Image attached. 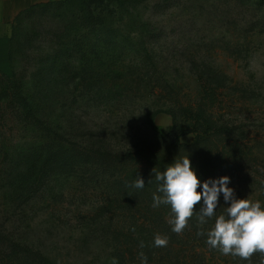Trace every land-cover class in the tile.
<instances>
[{
  "label": "rangeland",
  "instance_id": "rangeland-1",
  "mask_svg": "<svg viewBox=\"0 0 264 264\" xmlns=\"http://www.w3.org/2000/svg\"><path fill=\"white\" fill-rule=\"evenodd\" d=\"M60 1L0 0V264H259L196 235L215 219L198 225L202 200L176 234L152 196L153 169L189 156L201 181L227 175L264 204V0H117L116 18L100 4L79 43L101 61L81 71L74 54L63 78L46 61L65 21L38 13L12 38L21 12Z\"/></svg>",
  "mask_w": 264,
  "mask_h": 264
},
{
  "label": "clouds",
  "instance_id": "clouds-1",
  "mask_svg": "<svg viewBox=\"0 0 264 264\" xmlns=\"http://www.w3.org/2000/svg\"><path fill=\"white\" fill-rule=\"evenodd\" d=\"M153 173L159 186L153 193L152 207L170 206L172 218L168 223L172 232L182 233L194 214V205L202 200L199 210L195 211L198 225L207 224L213 217L215 219L211 228L206 232L197 231L196 235H206L205 243L225 256L249 260L258 252L262 257L259 264H264V204L249 197L237 198L234 188L229 186L231 178L227 175L201 181L189 156L175 160L163 172L153 169ZM132 187L143 189L144 179L138 176ZM221 195L227 206L224 214L216 215ZM167 244V237L154 236V247H166ZM140 247H144L143 242ZM139 259L140 264H147L143 252L139 254ZM110 264H119V261L113 257Z\"/></svg>",
  "mask_w": 264,
  "mask_h": 264
},
{
  "label": "trees",
  "instance_id": "trees-1",
  "mask_svg": "<svg viewBox=\"0 0 264 264\" xmlns=\"http://www.w3.org/2000/svg\"><path fill=\"white\" fill-rule=\"evenodd\" d=\"M117 0H63L60 2H55V3H45V4H39L35 5L23 12H21L16 20H15V27L13 28V33H12V38L13 41L16 40L18 37V28L19 26L22 25L23 21L25 19L41 15L43 16L44 14H47V12L51 13V19L54 21H58L59 24H61V21H65L64 23L66 24L65 31L61 32L59 36H57L56 42L59 43L58 47L63 48L61 49L58 53L53 55L48 61H46V64H48L51 61V64H53L54 68L55 65L59 67V70L63 66V69H61L60 74L62 75L61 78H63V74H66L68 72L67 69V64L70 62L71 59H73L74 54L77 55L79 58V64H82V70L85 68V66L91 65V63H95V61L100 62L101 57L103 56V48L98 45L91 44V49L93 55L95 56L94 59H89L88 54H84L83 52L80 51L81 45L79 43V40L81 38H84L86 34H84L83 31L90 32L88 31L90 28L94 27L95 25L99 26L96 24L97 17L94 15L100 14L101 12H96L97 7L100 4H105L103 7L102 12L105 14L106 17H119V3L117 4ZM39 13V14H38ZM38 14V15H37ZM66 19H68L66 21ZM99 21V20H98ZM93 22V23H92ZM95 23V24H94ZM100 24V23H99ZM102 25V24H100ZM104 25V24H103ZM105 27V25L103 26ZM88 29V30H86ZM66 33H69V35H66ZM82 33V34H81ZM110 33V32H109ZM74 34L73 36H70ZM91 34V33H89ZM95 35V38L98 40H102L105 38L107 35V32L101 31V32H93ZM112 35V34H111ZM111 35L109 36L110 39H112ZM113 37L116 36V33L114 32ZM78 39V41H77ZM14 43H12V47ZM67 57L66 62H63V58ZM9 58L12 61L13 59V48H11L9 52ZM95 60V61H94ZM60 62L59 64H57ZM64 63V65L62 64ZM88 63V64H86ZM85 70V69H84ZM80 75V74H79ZM10 79L8 83L14 82V78H8ZM174 134V128L165 136L166 139L172 137ZM7 256H4L3 258L0 259V263H4L7 260Z\"/></svg>",
  "mask_w": 264,
  "mask_h": 264
}]
</instances>
